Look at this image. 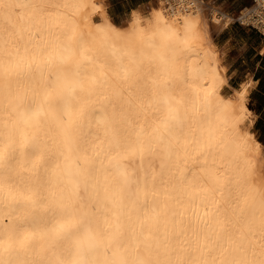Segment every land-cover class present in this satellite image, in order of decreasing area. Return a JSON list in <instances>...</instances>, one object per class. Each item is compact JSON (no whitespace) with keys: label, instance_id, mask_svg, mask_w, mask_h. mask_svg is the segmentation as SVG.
<instances>
[{"label":"bare ground","instance_id":"obj_1","mask_svg":"<svg viewBox=\"0 0 264 264\" xmlns=\"http://www.w3.org/2000/svg\"><path fill=\"white\" fill-rule=\"evenodd\" d=\"M177 4L154 0L134 11L170 16ZM110 5L109 0H0V247L11 245L31 264L54 260L60 251L58 223L76 208L90 210L99 221L110 252L136 251L149 264H264V144L241 125L254 121L250 99L246 112L240 108L245 114L227 126L202 108L205 98L217 104L238 99L239 91H226L229 68L215 43V35L235 19L196 0L226 83L219 92L211 83L183 90L192 115L161 168L152 145L134 143L126 126L130 119L149 123L154 115L137 119L151 70L126 80L113 75L102 33L109 23L127 31L133 11L116 20ZM237 20L264 32V0ZM68 79L83 85L76 106L60 101ZM101 106L111 110V125L100 127L92 119ZM25 108L42 109L45 116L25 124L19 117ZM115 156L135 169L131 188L111 174L107 162Z\"/></svg>","mask_w":264,"mask_h":264},{"label":"clouds","instance_id":"obj_2","mask_svg":"<svg viewBox=\"0 0 264 264\" xmlns=\"http://www.w3.org/2000/svg\"><path fill=\"white\" fill-rule=\"evenodd\" d=\"M168 0H160L161 6ZM180 9H185L181 12ZM132 22L127 31L110 30L102 33L104 54L110 60L113 75L126 80L133 75L146 74L145 83L149 92L143 101V111L137 119L143 121L146 113L154 114L149 123L137 125L128 120L126 126L131 131L134 143L147 140L160 157V166L170 158L173 148L182 140L185 128L192 115L191 100L183 95L189 85L211 83L218 85V92L226 83L218 74L217 50L208 42L207 28L196 8V0H178L174 15L166 16L162 10H154L150 17H143L133 11ZM213 21L220 20L213 14ZM103 25V24H102ZM255 82L249 77L235 93L238 99L215 103L213 98H205L202 108L221 125L227 126L233 119L245 113L249 89ZM60 96L62 104L76 106L79 100L77 89L83 90L80 82L68 79ZM228 105L231 106L230 110ZM64 115L70 117L69 112ZM95 123L104 127L113 122L112 112L103 106L90 114ZM45 116L42 109H22L19 117L28 124ZM107 166L125 188L137 182L135 169L120 156L109 159ZM56 236L60 251L54 260L46 264H149L138 252L127 249L109 251L99 221L87 209L69 208L57 226ZM0 264H31L24 255L11 245L0 247Z\"/></svg>","mask_w":264,"mask_h":264},{"label":"crops","instance_id":"obj_3","mask_svg":"<svg viewBox=\"0 0 264 264\" xmlns=\"http://www.w3.org/2000/svg\"><path fill=\"white\" fill-rule=\"evenodd\" d=\"M109 1L115 2L116 0H109ZM117 1L132 4L133 7L131 8V12L134 11L135 9H141V8L145 7L147 5V3L149 2L147 0H117ZM205 1L213 4L214 8L217 9L219 12H224L227 15L232 16L235 19L234 21L229 23L224 30L221 31L222 37L263 35V34L259 33L257 30L255 31L253 29H247V27H243L239 33H235L233 30V28L235 30L241 29V27L239 28V26L236 25L237 22H239V20H237L238 15L245 8L253 6V0H205ZM228 27H230V29ZM221 36H219V38H221ZM258 55L264 57V42L260 46L259 49L249 50L248 57H251V59H253L254 68L250 69L246 72V74L248 73V76H247L246 80H244V81H243V79H241L240 82H238L239 77L237 76V74H239V72H240V74L243 73V71H241L239 69L240 65L239 66L237 65L240 57L234 63V64H236V70H233V73H232V68L227 67V68H229L228 69L229 70L228 75L230 78L229 79V86L231 87L232 92L235 90L240 91L241 85L246 83L248 81L249 77H251L252 81L255 82V87L249 89V91H250L248 94L249 99H250V95L255 90H257V87L259 86L258 84H259L260 80H262L264 78V60L263 59L258 60L257 59ZM235 71H237V72H235ZM230 83H233V84L235 83L236 86H231ZM250 104H251V102H250ZM250 104H249V106H250ZM252 112L254 114V117H256L258 119V110H255Z\"/></svg>","mask_w":264,"mask_h":264},{"label":"rangeland","instance_id":"obj_4","mask_svg":"<svg viewBox=\"0 0 264 264\" xmlns=\"http://www.w3.org/2000/svg\"><path fill=\"white\" fill-rule=\"evenodd\" d=\"M149 1L146 6H150L153 3L154 0H147ZM120 2V1H119ZM133 7L132 4L124 3L121 2L119 5H116L114 2H111L110 7L108 8V13L110 16L116 20H120V18H127L129 17V11ZM241 27V29L234 30L235 33H239L243 27H247V29H253L252 26H244L240 21L237 22L236 24ZM235 26V25H234ZM233 27V26H232ZM230 29V27H228ZM254 30V29H253ZM239 35V34H238ZM220 34L215 35V43L219 48H223L224 54L222 56V61L227 67L232 68V73L233 70H236V64L235 61L239 59L238 66L241 71H243L242 74H237L239 77L238 82H240L241 79L246 80L248 73L246 72L250 69L254 68V61L251 59V57H248L249 55V50H256L259 49L260 46L264 42V35H259L260 37H256L254 39H251V36H238V37H222ZM237 72V71H235ZM231 73V74H232ZM236 74V73H235ZM231 86H236L235 83H230ZM227 93L229 94L231 92V87L228 86L226 88ZM254 121H248V120H243L241 122V125L243 127H249L251 130L254 128L257 118H253Z\"/></svg>","mask_w":264,"mask_h":264},{"label":"trees","instance_id":"obj_5","mask_svg":"<svg viewBox=\"0 0 264 264\" xmlns=\"http://www.w3.org/2000/svg\"><path fill=\"white\" fill-rule=\"evenodd\" d=\"M116 5H119V1L114 2ZM131 12V9L129 11V14ZM256 37H260L259 35L256 36H251V39H254ZM257 59H263L264 57L258 55ZM258 79V78H257ZM259 86L257 87V90H255L251 95H250V106L249 108L252 111L258 110V120L252 129L254 132L255 136L264 144V78L260 80Z\"/></svg>","mask_w":264,"mask_h":264},{"label":"built area","instance_id":"obj_6","mask_svg":"<svg viewBox=\"0 0 264 264\" xmlns=\"http://www.w3.org/2000/svg\"><path fill=\"white\" fill-rule=\"evenodd\" d=\"M255 1L256 0H253V4L255 3ZM253 27V29L256 31H258L259 33H261V34H263L264 35V32H262V31H260V29H258L257 27H254V26H252Z\"/></svg>","mask_w":264,"mask_h":264}]
</instances>
